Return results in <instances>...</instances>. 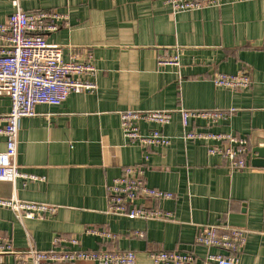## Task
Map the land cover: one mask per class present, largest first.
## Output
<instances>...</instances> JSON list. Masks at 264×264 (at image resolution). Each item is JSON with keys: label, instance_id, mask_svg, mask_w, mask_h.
<instances>
[{"label": "crops", "instance_id": "crops-1", "mask_svg": "<svg viewBox=\"0 0 264 264\" xmlns=\"http://www.w3.org/2000/svg\"><path fill=\"white\" fill-rule=\"evenodd\" d=\"M17 6L67 15L46 41L63 48L64 60L90 54L96 88L72 93L59 106L37 105L34 116L21 119L14 163L43 181H0V198L14 196L56 212L18 220L0 208V235L17 250H48L60 236L76 238L83 250H130L136 264H152L147 252H187L199 261L209 252L194 242L200 228L229 225L248 232L238 264H264V168L250 165L252 148L264 147V0L176 13L164 0H0V23ZM175 54L178 66L157 65L159 56ZM239 71L249 75L248 89L212 83L217 73ZM178 108L235 109L228 120H193L187 130L244 139L247 167L229 171L219 156L207 154L210 142L185 141L177 114L166 126L139 124L144 134L159 129L170 140L166 147L143 149L123 138L120 112ZM9 110V98L1 96L0 127ZM4 148L0 135V152ZM130 166L145 169L148 187L173 194L171 200L135 204L169 211L171 221L107 213L106 187ZM87 229L116 238L85 234ZM14 262L0 256V264Z\"/></svg>", "mask_w": 264, "mask_h": 264}, {"label": "built area", "instance_id": "built-area-1", "mask_svg": "<svg viewBox=\"0 0 264 264\" xmlns=\"http://www.w3.org/2000/svg\"><path fill=\"white\" fill-rule=\"evenodd\" d=\"M114 1V0H110ZM246 0H164L171 10L187 12L233 4ZM67 15L55 11L26 12L18 6L14 12L0 23V97L6 96L10 101V110L3 117L4 125L0 127V135L5 140V148L0 152V181L13 183L43 181L34 175L20 170L14 163L16 155L17 134L22 118L34 116L37 105L59 106L72 94L92 93L96 86L94 78L96 69L89 54L83 60L77 55L63 59V48L50 44L46 36L58 30L66 23ZM158 66L176 67L179 65L178 55L159 56ZM212 83L218 88L230 91L248 89L251 85L249 75L244 71L235 74L217 73ZM235 109L228 110H125L120 112V128L122 136L141 148L166 147L169 138L159 129H152L144 134L139 130L140 123L159 127L170 123L177 114L183 130L182 138L186 141L199 140L210 142L206 147L209 156H219L229 171L247 167V142L230 133L212 131H188L193 120H204L214 124L219 120H228ZM210 126V125H208ZM148 156H145L147 160ZM143 167H125L121 174L106 187L109 206L107 213L128 219L171 221L173 215L169 211L157 208L137 206L139 199L154 201L171 200L173 194L160 189L150 188L144 179ZM0 208L10 210L18 220L41 218L54 215L56 208L45 204L21 201L14 196L0 198ZM247 231L229 225L204 226L195 237V244L208 249V253L199 261L194 255L178 251L147 252L146 258L152 264H238L237 254L246 242ZM85 234L97 235L100 238L114 240L116 236L109 232L87 229ZM139 235L142 236L140 233ZM68 243L70 248H64ZM76 238L64 239L55 236L48 250H37L28 247L17 250L11 241L0 235V256H13V264H77L93 262L95 264H136L133 251L83 250L78 248ZM214 250V251H210Z\"/></svg>", "mask_w": 264, "mask_h": 264}, {"label": "water", "instance_id": "water-1", "mask_svg": "<svg viewBox=\"0 0 264 264\" xmlns=\"http://www.w3.org/2000/svg\"><path fill=\"white\" fill-rule=\"evenodd\" d=\"M250 165L255 168H264V147L252 148Z\"/></svg>", "mask_w": 264, "mask_h": 264}]
</instances>
